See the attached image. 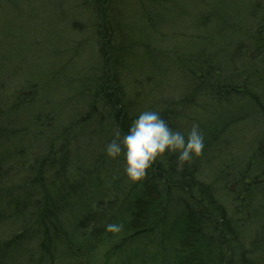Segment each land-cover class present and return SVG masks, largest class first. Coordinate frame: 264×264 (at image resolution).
<instances>
[{"label":"trees","instance_id":"16d2710c","mask_svg":"<svg viewBox=\"0 0 264 264\" xmlns=\"http://www.w3.org/2000/svg\"><path fill=\"white\" fill-rule=\"evenodd\" d=\"M185 1L177 0L176 4L181 5ZM262 1L264 0L256 1V9L262 7L260 13L263 20L262 28H264V5L261 4ZM7 2L8 0H2L1 6ZM93 2L95 5H103L100 12L104 14L102 20L97 14L95 17V21L98 22V37L94 41V49H97L98 52L91 53L92 44L87 46L85 50L88 52V60L85 62L81 61L77 65H72L75 60L64 57L63 61L68 63L67 67L64 62L49 63L52 70L56 67L53 74L65 75L67 82L76 84V91L83 93V96H88L82 101H86L85 105H90L94 109V113L92 112V115L89 113L90 119L86 121L94 120L96 113L99 114L97 119L101 122H103L102 118L107 119L109 117L108 110L103 105L104 102L98 103L95 99L94 89L90 88V85L98 83L101 86L99 92L102 91L98 100L104 99L112 107L111 117H114V125L116 123L119 125L121 121L125 122L128 126V128L125 127V130L123 129L125 134H127L133 120L142 111L151 109L160 112L174 129L184 133L190 131L193 126H186L188 119L197 124L205 118V124L211 128L215 126L217 128L215 131L222 129V134L231 132V139L226 146L229 153H231L229 149L232 147V143H235L238 132L245 129L246 122H251L253 125V140L264 141V99L261 97L264 96V48L262 47L264 45V32L259 34L255 31L249 32L251 38L249 37L246 42L241 41L235 47L232 46L230 49L234 48V50L227 66L219 62L216 70H213L207 68L206 65L198 64V72L195 74L191 69L190 73L188 71L182 72V92H191L188 96L194 99L193 102L173 104V102L167 101L161 105V99H158L153 104L145 103L143 107L142 103L135 104L128 100L121 90L119 92L120 84H115L118 75L116 72L122 67H127L128 62L132 61V58L129 59V54H125L123 57L121 55L123 47L128 46L129 39L128 35L122 31L121 25L124 20L119 15L124 14L125 11L121 10L118 5L120 0H107L109 6H112L108 13L103 0H93ZM123 2L125 4V0ZM8 7L6 6V8ZM182 10L186 14L193 12L187 8H182ZM209 14L215 17L214 10L210 11ZM12 17L14 18V16ZM12 17L6 20L9 18L8 15L0 10V23H4V30L5 27H10L8 25L13 24L11 22ZM117 34L119 36L115 41ZM114 43L115 45L120 44V53H114ZM66 47L59 53L60 55L68 51H72L74 54L77 52L76 46L73 49L68 45ZM125 50L127 51V49ZM2 55L3 51L0 47V56ZM236 62L239 66L238 69ZM244 62L250 64L248 68L244 66ZM68 70H71L69 76ZM230 70L232 71L231 75L229 74ZM246 70L249 71V74L246 73ZM112 72L114 75L111 74ZM73 73H76L75 77ZM239 73L241 75H238ZM122 74L124 78V70ZM249 75L259 80L260 90L262 89L263 93L256 89L250 90L249 83L252 81ZM6 80L0 81V90L5 89L2 84ZM29 88L33 90V85H30ZM193 92H197L198 95L195 97L192 95ZM199 92H201L202 97ZM234 99H240L243 102L239 111L203 115L210 108L223 102L231 103ZM59 100H62L63 108L73 106L68 94H63L57 99H51L48 96L45 105H43L44 110L41 112L45 114L47 110L49 118H61V112L58 111V107L61 106ZM20 103L10 109L12 110L10 111L11 115H7L8 112H2L0 108V147L20 144L16 147L17 149H6L8 151L5 153L12 156L8 160L4 156V150L0 152L3 153L0 156V223H3V228L0 229V264H84L82 260L89 254L83 248L82 243L78 248L76 247L73 240L74 234H82V237L85 238L89 236L100 237L104 233L105 239H107L110 237L109 232L106 233L107 225L112 223L114 220L112 217L116 212L126 215H123L125 217L123 225L130 235L129 238L120 241L122 246L134 242L139 243L146 235H153L154 229L164 233V237L170 234L171 239L176 242L173 264H178V261L179 264H264V251L261 250L264 246V231L261 229L257 236V232L253 231L250 244H246L244 241L245 232L242 230L245 221L238 218L236 215L238 212L232 214L222 203L219 197L221 185H214L209 178L210 172L217 175L216 183L223 181L226 186H229L231 182L227 170L222 167L228 162H223L227 152L217 155L216 135L209 136L207 128L199 126L205 138L203 155L194 157L190 163H185L183 170L177 169V160L174 155L166 154L159 158L149 170L147 178L141 181V187L137 192H131L129 187L128 190H123L121 203L116 205L112 203L118 197L114 196L110 201L111 197L107 194L104 197L108 203L107 210L98 206L101 200L97 203V199L91 210L84 213L82 220L70 225L66 222L65 214L73 206L72 197L84 188H89L85 181L71 180L68 177V173L71 174L74 171L71 166L72 160H66L62 155L67 148V144L64 142L67 138L66 135L73 131L72 125H74V121L79 120L81 110H77L76 115L73 114V111L67 114L70 117L68 118L70 125L64 131L67 121L65 124L46 125L45 116L40 117L39 114H34L32 111L34 108L30 112L19 113ZM199 106L201 112H198V115L186 111L197 109ZM62 118L66 119L67 117ZM249 118L251 121L248 120ZM86 121L84 119L82 122L85 123ZM34 125L36 126L34 127ZM239 125L242 126L239 127ZM54 127L58 129L53 130ZM110 128L105 122L95 128L96 134L89 139H93L98 148H90L88 145L87 149L81 150L82 155L89 154L88 156L92 157L91 160L84 162L87 168H94L92 165L98 161L99 158L96 157V154L99 146L104 142L109 143L111 137L114 138L112 133L115 132H109ZM234 128H237L238 131ZM96 135L105 137V139L95 140ZM241 137L243 138V136ZM17 138L21 142H18ZM25 146L31 150L29 153L24 150ZM259 151L262 152V149ZM261 152L260 155L262 156ZM26 156L32 158L34 166L24 163ZM13 161L15 162L13 163ZM115 162H118V171H123V156ZM244 182L243 188L250 186ZM69 184L71 186L67 189L63 187ZM58 187L60 190H57ZM230 191L233 192V190ZM101 192L103 191L99 190L94 197ZM172 206L179 209L181 207V209H173ZM87 221L93 223L89 225ZM64 223L65 226H63ZM130 225L139 230L131 231ZM97 229L99 230L96 231ZM134 232L137 234L134 235ZM152 255L147 252V255L142 257L140 264H148ZM166 263L158 261L157 264ZM125 264H129L127 260Z\"/></svg>","mask_w":264,"mask_h":264},{"label":"rangeland","instance_id":"374dc122","mask_svg":"<svg viewBox=\"0 0 264 264\" xmlns=\"http://www.w3.org/2000/svg\"><path fill=\"white\" fill-rule=\"evenodd\" d=\"M1 1L0 10L9 17L6 20L14 16L11 19L13 24L8 25L10 27H5V30L3 29L4 23H0V47L3 51V55L0 56V81L7 79L2 84L5 89L0 90L2 112H8L7 115H11L10 111L12 110L10 109L21 102L19 113L24 114L34 108L32 110L34 114H39L40 117L45 116L46 125L65 124L67 121L64 126L65 131L70 125L68 124L70 117L67 114L73 111V114L76 115L77 110H81L79 120L74 121V125H72L73 131L66 135L67 138L64 142L67 144V148L62 155L66 160H72L71 166L74 171L71 174L68 173V177L71 180L85 181L89 188H84L72 197L71 203L75 211L67 220H73V222L78 220L80 214L91 210L97 199L100 200L107 194L109 197H111V193L115 194L123 181L126 182V185L128 184L131 192H137L141 187V181L134 183L129 180L124 169L118 171L115 165L116 160L109 158L105 152L108 143L104 142L99 146L96 154L99 159L92 165L94 168H87L86 164L84 165L85 160L81 158V150L87 149L88 145L90 148L97 147L95 141L90 140L89 137L93 138L92 136L96 134L94 129L104 122L111 127L109 132L118 130L121 137L126 135L123 129L128 128L124 121H121L119 125H117L118 123L113 124L115 121L114 117H111L112 107L104 99L98 100L102 92H99L101 86L96 83L90 85V88L94 89L95 99L98 103H106L103 105L106 106L109 117L107 119L102 118L103 122H101L97 119L99 114L95 112L94 120L88 122L86 120L90 119L89 113H94V109L88 104L85 105L86 101H82L88 96H83V93L76 91V84L67 82L65 75L53 74L56 67L52 70L49 66L51 62H64L67 67L68 63L63 61L64 57L74 59L75 63L72 65H77L81 61L85 62L88 60V52L85 50L87 46L92 44L91 53L98 52L97 49H94V41L98 37V22L95 21V17L97 14L102 20L104 14L100 11L103 5H95L93 0H8L4 6H1ZM103 1L108 13L112 6H109L107 0ZM256 1L258 0H186L179 5L176 4L177 0H173V2L172 0H125V4L123 0H120L118 5L121 10L125 11L124 14L119 15L124 20L121 25L122 31L128 35L129 39V43L125 41L128 46L123 47L121 55L123 57L125 54H129V59L132 58V61L128 62L127 67H122L116 72L118 75L115 84L119 83L121 86L118 89L119 92L121 90L128 100L135 104L142 103L143 107L145 103L153 104L158 99H161V105L167 101L173 102V104L193 102L194 99L188 96L191 92H182V72L188 71L190 73L191 69L195 74L198 72V64L206 65L207 68L213 70H216L219 62L227 66L234 50V48L230 49L232 46L235 47L241 41L246 42L249 37L251 38L249 32L255 31L257 34L264 32L260 13L262 7L256 9ZM261 4L264 5V1ZM6 6L9 7L6 8ZM182 8L191 9L193 12L186 14ZM213 10L215 17L209 14ZM118 36L117 34L115 41ZM229 44L230 47H228ZM66 45L72 49L76 46L77 52L74 54L72 51H68L60 55L59 53L67 48ZM130 45H132L131 48ZM262 47L264 48V45ZM119 48L120 44L117 43L114 47V53H120ZM236 65L238 69L237 62ZM249 65L244 62V66L247 68ZM122 69L124 70V78ZM68 72L69 76L71 70ZM246 73L249 74V71L246 70ZM111 74L114 75L113 72ZM229 74H232L231 70ZM73 76L75 77L76 73H73ZM249 77L252 81L249 83L250 90L256 89L263 93L262 89L260 90L259 80L250 75ZM30 85H33V90H30ZM63 94L69 95L73 106L63 108V102L59 100L61 106L58 107V111L61 112V118L58 119L61 120L55 117L49 118L47 110L45 114L41 112L44 110L43 105H45L48 96L51 99H57ZM192 95L196 97L198 93L193 92ZM200 96L202 97L201 94ZM261 97L264 99L263 95ZM83 103L84 106L82 107ZM242 104L240 99H234L231 103L223 102L210 108L203 115L233 113L239 111ZM186 111L198 115L197 113L201 112V108L199 106L197 109ZM64 116L67 118H62ZM84 119L85 123L82 122ZM205 119L197 124L207 128L209 136L216 135L217 155L226 153L231 132L222 134V129L215 131L217 128L215 126L209 127L205 124ZM188 120L186 126L195 125L190 119ZM245 124V129L238 132L235 143H232V147L229 149L233 155L227 152L223 162H228L222 163V167L228 172V178L231 179L229 186H226L223 181L216 183L217 175L214 173L209 172V178L214 185H221L219 197L222 203L232 214L238 212L236 214L238 218L245 221L242 227L245 232L244 241L246 244H250L253 231L257 232L256 236L261 229L264 231V141L253 140V125L251 122ZM41 126L44 127V125ZM234 130L238 131L237 128ZM112 135L114 134L112 133ZM94 139L103 140L105 137L96 135ZM112 139L111 137L110 141ZM17 140L21 142L18 138ZM18 146L20 144H11L10 147L4 145V148L0 147V152L4 150L3 153H5L8 151L6 149L10 148L17 149ZM261 149L262 152L259 151ZM24 150L27 153L31 151L26 146ZM3 153H0V156ZM4 156L7 160L12 158L7 153ZM28 156L25 157L24 163L34 166L32 158H27ZM43 169L41 170L42 173ZM245 180L250 186L243 188L242 184ZM246 182L244 183L246 184ZM70 186L69 184L63 187L67 189ZM57 190L60 188L58 187ZM99 190L103 192L94 197ZM115 215L112 217L114 219L112 223L121 224L123 226L122 231L119 233L107 231L106 233L109 232L110 236L107 239H105L104 233L100 237L92 236L91 239H82L81 235L74 234L77 248L85 241L82 245L89 255L82 260L84 264H125L126 260L129 264H140L142 257L147 255V252L153 254L148 264L170 261L174 254V249L171 248L173 239H171L170 234L164 237V233L154 229L153 235H146L139 243L134 242L122 246L120 241L129 238L130 235L123 225L125 219L123 215L125 214L116 212ZM65 225L64 223L63 226ZM2 228L3 223L1 222L0 229ZM261 250L264 251V246Z\"/></svg>","mask_w":264,"mask_h":264},{"label":"clouds","instance_id":"9594fccd","mask_svg":"<svg viewBox=\"0 0 264 264\" xmlns=\"http://www.w3.org/2000/svg\"><path fill=\"white\" fill-rule=\"evenodd\" d=\"M205 138L198 124L184 133L174 129L158 111L144 110L132 122L126 135L117 130L106 145V154L113 160L123 156L124 171L132 182L147 178L149 170L164 155H174L177 169L203 155ZM122 225L110 223L107 231L119 233Z\"/></svg>","mask_w":264,"mask_h":264},{"label":"bare ground","instance_id":"6f19581e","mask_svg":"<svg viewBox=\"0 0 264 264\" xmlns=\"http://www.w3.org/2000/svg\"><path fill=\"white\" fill-rule=\"evenodd\" d=\"M81 155V158H83L85 161L86 160H91L92 159V157H90V156H88V154H84V155H82V154H80ZM87 162V161H86ZM117 163L118 162H116L115 163V165L117 166ZM118 167V166H117ZM127 180V179H126ZM119 189H120V194H119V190L118 191H116L115 192V194L114 193H111L110 195H111V199H110V201L113 199V197L115 196V197H118L117 198V200L115 201V202H113L112 204H114V205H116V204H120L121 203V200H122V191L123 190H128V185H126V182H124L123 181V184L122 185H120L119 186ZM117 195H120V196H117ZM175 197V196H174ZM101 201H99V200H97V203H98V201H99V203H98V206H100L101 207V209H103V210H107V208H108V203H107V200L106 199H104V198H102V199H100ZM109 201V202H110ZM100 203H105V204H103V205H101ZM172 208L173 209H176L177 207L176 206H172ZM180 209H181V207H180ZM179 208H177V210H180ZM75 211V208L73 207V206H71V210H69V211H67V213L65 214V216H66V220L72 215V212H74ZM84 216V213L83 214H80V217L78 218V220H76L75 222H73V220H67V222L70 224V225H73V224H75L76 222H78L79 220H82L81 218ZM90 221H92V220H90ZM90 221H87V222H89V225H91L92 223H90ZM88 224V223H87ZM75 227V226H74ZM90 228H92L91 226H89ZM135 226H133V225H130L129 226V228H130V230L131 231H134V230H136L135 228H134ZM99 229H97L96 231H98ZM139 229H137L136 231H138ZM134 235L135 234H137L136 232H134L133 233ZM79 235H81V238L82 239H86V238H88V239H91V236H89V237H82L83 235L82 234H79ZM74 241H75V239H73ZM73 242V241H72ZM83 242H85V241H83ZM82 242V243H83ZM74 243V242H73ZM175 244H176V242H172V250L175 248ZM173 253H174V251H173ZM173 258H174V254H173V256H171V259H170V261H172V262H170L169 261V263H166V264H173L174 262V260H173ZM178 264H179V261H178Z\"/></svg>","mask_w":264,"mask_h":264}]
</instances>
